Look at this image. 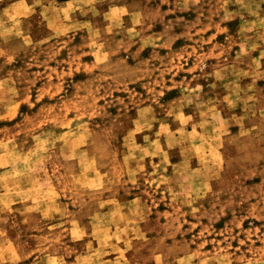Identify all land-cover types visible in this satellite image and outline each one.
<instances>
[{
  "label": "rangeland",
  "instance_id": "rangeland-1",
  "mask_svg": "<svg viewBox=\"0 0 264 264\" xmlns=\"http://www.w3.org/2000/svg\"><path fill=\"white\" fill-rule=\"evenodd\" d=\"M0 264H264V0H0Z\"/></svg>",
  "mask_w": 264,
  "mask_h": 264
}]
</instances>
